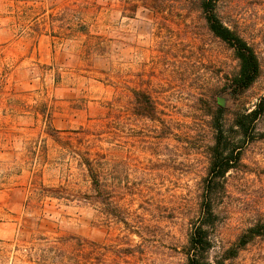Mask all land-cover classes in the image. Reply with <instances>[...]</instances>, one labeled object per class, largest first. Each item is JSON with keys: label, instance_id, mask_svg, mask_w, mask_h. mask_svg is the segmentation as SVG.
Segmentation results:
<instances>
[{"label": "rangeland", "instance_id": "obj_1", "mask_svg": "<svg viewBox=\"0 0 264 264\" xmlns=\"http://www.w3.org/2000/svg\"><path fill=\"white\" fill-rule=\"evenodd\" d=\"M147 2L0 0V264H185L213 146L208 107L251 110L264 95V0H219L260 64L233 98L238 63L194 4ZM224 184L211 259L264 218V139ZM223 264H264V237Z\"/></svg>", "mask_w": 264, "mask_h": 264}, {"label": "trees", "instance_id": "obj_2", "mask_svg": "<svg viewBox=\"0 0 264 264\" xmlns=\"http://www.w3.org/2000/svg\"><path fill=\"white\" fill-rule=\"evenodd\" d=\"M165 1L148 0L147 5L153 11H158L164 7ZM172 1L194 4L209 33L232 50L238 63V71L228 82L225 90L227 95L233 98L237 93L246 92L260 75L259 60L251 46L236 31L231 30L222 22L217 11L219 0ZM136 96L140 106V115L148 116L147 113L151 109L149 98L143 94H136ZM208 115L211 118L213 130V146L210 149L207 176L203 181L199 215L191 225L184 250L185 264H223L224 261L234 259L253 240L264 237V218H258L242 231L229 248L222 251L219 258L215 256L211 259L210 257L214 248L211 233L215 228L217 218L214 201L218 190H224L226 174L237 170L243 147L264 139V95L258 99L251 110L242 108L231 111L219 104L215 108L208 107ZM84 165L93 192L97 193L101 201L103 199L101 193L105 191L106 194L107 189H101L91 162L85 160Z\"/></svg>", "mask_w": 264, "mask_h": 264}, {"label": "water", "instance_id": "obj_3", "mask_svg": "<svg viewBox=\"0 0 264 264\" xmlns=\"http://www.w3.org/2000/svg\"><path fill=\"white\" fill-rule=\"evenodd\" d=\"M223 104H224L223 102H220V105L223 106V107H225Z\"/></svg>", "mask_w": 264, "mask_h": 264}]
</instances>
